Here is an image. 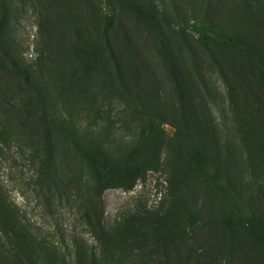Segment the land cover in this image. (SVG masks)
<instances>
[{"label":"rangeland","instance_id":"1","mask_svg":"<svg viewBox=\"0 0 264 264\" xmlns=\"http://www.w3.org/2000/svg\"><path fill=\"white\" fill-rule=\"evenodd\" d=\"M156 1L158 28L132 0L0 1V187L37 241L69 260L112 247L139 264H264V0ZM115 56L162 120L152 148L135 140L137 185L103 193L94 229L76 141L120 93ZM45 142L71 202L30 184Z\"/></svg>","mask_w":264,"mask_h":264},{"label":"trees","instance_id":"2","mask_svg":"<svg viewBox=\"0 0 264 264\" xmlns=\"http://www.w3.org/2000/svg\"><path fill=\"white\" fill-rule=\"evenodd\" d=\"M1 2L6 0H0ZM135 14L152 28L159 27V8L156 0H132ZM214 32L217 31L211 26ZM2 27L0 24V33ZM223 37H221L222 39ZM116 80L120 93L117 96H105L106 103L95 106L96 118L85 127L83 137L77 139V152L85 161L94 181L95 196H86L81 208H87L88 215L94 214L95 219H89L88 225L96 229L101 224L97 220L101 213V197L111 189L132 190L141 177L144 164L136 159V138L144 140L141 148L149 150L157 144L154 141L153 128L162 119L149 105L145 104L131 88L124 68L119 59L114 57ZM116 117V118H115ZM146 119H150L147 123ZM99 122V123H98ZM50 142L39 143L31 156L30 164L33 174L29 178L30 184L42 193L55 191L59 201L65 197L68 202L71 198L67 187L54 178V169L51 163ZM199 168L219 179L218 171L210 167L202 157L196 158ZM92 212V213H89ZM251 232L261 241L263 234L257 219L249 216ZM26 214L10 200L4 187H0V264H86L80 256L78 247L77 258L69 260L61 257L50 246L37 241L31 233ZM77 243V242H76ZM7 253L10 257H7ZM87 264H139L125 257L121 250L102 248L92 256Z\"/></svg>","mask_w":264,"mask_h":264}]
</instances>
